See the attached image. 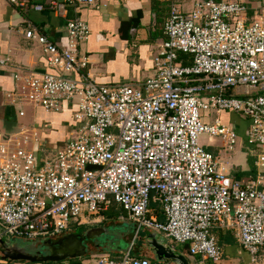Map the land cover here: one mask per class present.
I'll use <instances>...</instances> for the list:
<instances>
[{
  "label": "built area",
  "instance_id": "obj_1",
  "mask_svg": "<svg viewBox=\"0 0 264 264\" xmlns=\"http://www.w3.org/2000/svg\"><path fill=\"white\" fill-rule=\"evenodd\" d=\"M4 1L29 6L28 0ZM95 1L48 0L33 9L63 15L65 7L79 10ZM257 10L251 19L240 1L199 0L189 13L172 3L154 74L140 86L97 82L80 53L90 29L79 17L68 19L66 48L30 23L26 38L44 47L57 74L24 77L12 104L49 113L69 104L77 109L71 140L42 162L32 149L41 140L37 132L0 136L3 234L58 237L80 224L84 212L102 216L117 205L126 214L121 219L138 226L137 234L162 232L203 263L222 261L215 229L232 231L253 262L264 256V0ZM8 62L0 53V67ZM212 112L248 122L246 143L258 172L245 184L200 143L201 135L218 140L229 158L238 144L232 125L209 122ZM131 249L121 260L103 254L91 264H157L132 256Z\"/></svg>",
  "mask_w": 264,
  "mask_h": 264
},
{
  "label": "crops",
  "instance_id": "obj_2",
  "mask_svg": "<svg viewBox=\"0 0 264 264\" xmlns=\"http://www.w3.org/2000/svg\"><path fill=\"white\" fill-rule=\"evenodd\" d=\"M28 1L29 6L23 8L0 0V53L9 59L5 67H0V136L8 137L22 130L37 132L41 140L34 144L32 149L38 160L42 162L45 158L42 156V148L46 151H55L71 140L70 133L75 124L73 113L77 107L69 104L61 113H49L42 108L26 105L20 108L12 104V97H17L21 92L24 77L57 74V71L50 69L47 65L44 47L26 38L28 25L31 23L59 47L66 48L68 19L79 17L90 29L88 40L80 45V53L88 58L89 71L97 82L107 86H140L154 74V58L158 54L159 45L166 39L164 30L172 3L189 13L199 0H96L94 5L81 6L79 10L70 6L65 7L63 15L48 9L41 12L33 9L35 5H47L48 0ZM232 1H240L247 5L251 19L260 15L257 7L262 4L263 0ZM18 77L21 79L19 80ZM10 107L15 108V119L12 115H8ZM19 109L24 112L23 116L19 115L21 111ZM223 114L225 116L236 115L235 113ZM248 127L247 122L244 131L245 143ZM216 147L218 149L216 156L224 163L233 180L245 184L256 176L257 161L250 147H248L250 151L246 149L247 152L244 153V148L240 145L235 149L236 151L232 152L230 158L225 153L223 143H218ZM152 206L160 210L158 203H153ZM158 218L164 221L161 213H158ZM101 220L109 221L104 216H100L97 222ZM102 222L85 224V227L88 229L99 227L98 225ZM112 226L109 225V228ZM211 233L218 239L223 251V258L219 264H264L263 255L256 262L252 261L251 256L239 245L232 231L215 229ZM127 234L124 233V236ZM138 234L136 233L137 236ZM1 238H3L2 233ZM164 239L170 241H166L168 246L176 248L171 244L175 241L166 236ZM124 241L129 248L123 251L117 243L115 244L117 246L114 245L111 248L113 251L94 250L93 252L96 254L126 253L132 246H135V241L131 244L125 239ZM186 253L189 254L185 255L189 264H212L211 262L203 263L200 258L191 256L188 247ZM135 254V257L151 259V253L146 248L144 251H135ZM79 263L84 264L83 260ZM0 264L33 263L6 260L0 254ZM63 264L72 263L65 261Z\"/></svg>",
  "mask_w": 264,
  "mask_h": 264
},
{
  "label": "water",
  "instance_id": "obj_3",
  "mask_svg": "<svg viewBox=\"0 0 264 264\" xmlns=\"http://www.w3.org/2000/svg\"><path fill=\"white\" fill-rule=\"evenodd\" d=\"M9 114L12 115V118H16L14 107L8 108V115ZM137 230L138 226L135 225L134 231L128 230L126 232H132L135 234L137 233ZM146 231L148 237L147 239H143L146 243V246L143 247H146L151 253V259L154 262L166 264H189L187 257L168 246L164 238L159 239L156 234L152 233V231L150 233V230ZM113 232L114 231L111 228L91 227L82 233H67L58 237L40 240H25L19 238L9 240L1 238L0 254L6 260L33 264H43L48 262L59 263L69 260H78L94 253L93 251H89V243L97 245L100 242L107 241L108 237L112 236L111 234H113ZM122 233L123 232H114L115 236L119 234L121 236ZM121 243L122 241L118 242L120 245ZM112 247H114V245L109 246V249L107 250L110 251ZM137 250L139 251L141 249L138 248L136 251Z\"/></svg>",
  "mask_w": 264,
  "mask_h": 264
},
{
  "label": "rangeland",
  "instance_id": "obj_4",
  "mask_svg": "<svg viewBox=\"0 0 264 264\" xmlns=\"http://www.w3.org/2000/svg\"><path fill=\"white\" fill-rule=\"evenodd\" d=\"M235 116H233V115L232 116H225L224 114H216V113L212 112L210 114V121L209 122L211 124H214L216 122V120L220 119L221 122H223L224 124L232 125V127L238 131V134H239V137H240V140H239V142L237 144L238 146L235 149H237L240 145H242V147L244 148L243 152L245 153V152H247L246 149H248V151H250V149L248 148L247 144L244 141L245 140L244 131L246 129L247 122L240 115H237L236 114ZM200 143L204 146V148H206L207 150H209L210 152H212V153H214L216 155V153L218 151L216 145H218V143H220V142L218 140H215L213 143H211L209 141V137L207 135H201L200 136ZM41 152H42L43 158L45 156L44 159L50 158V157H52L54 155V151H46L45 148H42L41 149ZM155 209L157 210L158 207H155ZM124 216H126L125 213L122 214V216L119 218V220L109 219V221H103V220H101V222L103 221L102 224L103 225H106V226L113 225L111 229L113 231H116L117 233L123 232L122 235H121V237H123L125 240L129 241L130 242L129 244H131L134 241V239H137L138 238V236L136 235V233L133 234V233L130 232L129 235L128 234L127 235L129 237L132 236V238H131V240H128L127 239L128 236L127 235L124 236V233L126 234L127 233L126 231H128V230L134 231V227H135L136 224L134 222H131V221L126 220V219L125 220H122L121 218L124 217ZM99 219H100V216H96L95 217V216H91V215L87 214L86 212H84L82 214V216L80 217V220L82 222L80 224L79 223H73L70 226V232L69 233H72V232L75 233V232L79 231V229L82 228L83 226H85V224H89V223L99 224V223H101V222H97V220H99ZM98 226L99 227H102L100 225H98ZM103 227H105V226H103ZM85 228H83V229H85ZM146 230H149V229H143L141 231L142 233L140 234L137 243H135V244H137V246L136 245L134 247L132 246V249H131L132 256H135L136 255L135 254V251H136V249H138L139 246H141L139 248V249H141V251H144V249L146 248V247H143V246H146V243L143 241V239H147V237H148V233H147ZM151 231H152V233L156 234L157 238H159V239H162V238L165 237L164 236V233H162V232H159V231H156V230H150L149 233ZM1 233H2L3 238L9 239V240L15 239L14 237L4 235L3 234V231L0 229V234ZM114 238H115L114 239L115 242H117V243L120 242V241H122V243L120 245V249L122 251L124 249H126V248L127 249L129 248V246L126 244V242L124 241V239H121L118 236H115ZM166 241H168V240H166ZM168 242H170V241H168ZM171 244L174 245V247H176L175 248L176 251H178L180 253L183 252V254L186 255V256L189 255V254L186 253L188 246H181V245L175 244V242H173ZM107 249H109V247ZM100 251L101 250H99V252ZM102 251H104V250H102ZM110 251H113V250H110ZM125 254L126 253H124V252L123 253L117 252V254H108L107 256H109L113 260H121L124 257ZM100 255H103V254L102 253L90 254V255H88V256L80 259V261L83 260L84 264H88V263L91 264L92 258L95 257V256H100ZM222 258H223V256H222ZM159 264H166V263H159Z\"/></svg>",
  "mask_w": 264,
  "mask_h": 264
},
{
  "label": "trees",
  "instance_id": "obj_5",
  "mask_svg": "<svg viewBox=\"0 0 264 264\" xmlns=\"http://www.w3.org/2000/svg\"><path fill=\"white\" fill-rule=\"evenodd\" d=\"M179 57L183 60L184 64L185 65H190L191 64V57L189 55H185V54H180ZM74 126V125H73ZM153 205V203H152ZM124 210L120 207V206H117V205H113L108 211L104 212L102 214V216H104L105 219H116V220H119V218L122 216V214H124ZM85 228V226L82 227V229ZM87 229V228H85ZM83 229V230H85ZM82 230V231H83ZM142 232H140L138 234V238L140 236ZM132 236H128V240H131ZM138 238L137 240L135 241V243H137L138 241ZM217 243L218 245L220 246L219 244V241L217 239ZM137 246V244H135ZM140 247V246H139ZM221 247V246H220ZM145 258H148L151 262H154L152 259H150L149 257H145ZM72 264H80L79 260H69ZM44 264V263H43ZM45 264H63V262H59V263H51V262H48V263H45Z\"/></svg>",
  "mask_w": 264,
  "mask_h": 264
},
{
  "label": "flooded vegetation",
  "instance_id": "obj_6",
  "mask_svg": "<svg viewBox=\"0 0 264 264\" xmlns=\"http://www.w3.org/2000/svg\"><path fill=\"white\" fill-rule=\"evenodd\" d=\"M100 226H102V227L105 226L106 228H109V226H106V225H103V224L100 225ZM82 230L83 229L80 228L79 231H77L75 233H82V232H85L86 231V229L83 230V231ZM111 235L112 236L108 237V240L107 241L100 242L101 244L98 243L96 245V244L89 243V251H94V250H101V251L104 250V251H106L109 246L117 244V242H115V240H114L115 239L114 238V236H115L114 232ZM117 236L121 237L120 234L117 235Z\"/></svg>",
  "mask_w": 264,
  "mask_h": 264
}]
</instances>
